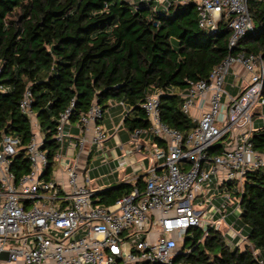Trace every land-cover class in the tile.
<instances>
[{
	"label": "built area",
	"instance_id": "obj_1",
	"mask_svg": "<svg viewBox=\"0 0 264 264\" xmlns=\"http://www.w3.org/2000/svg\"><path fill=\"white\" fill-rule=\"evenodd\" d=\"M152 1L168 6L172 0ZM192 1L201 29L215 30L228 19L230 50L253 29L248 0ZM234 64L243 66L247 80L230 95L224 77ZM263 79L260 56L240 51L230 52L207 80L190 81L180 97L182 111L196 126L186 135L160 118L159 92L148 94L141 107L149 125L130 137L138 149L142 134L162 142L146 151L150 166L142 186L133 185L109 205L97 202L89 171H78L72 161L82 152H102L107 139L96 98L74 121L73 102L58 114L53 139L59 146L49 174L48 151L25 88L18 106L30 123L29 141L0 134V264H182L173 258L187 229L195 226L204 236L218 231L230 246L246 244L247 236L236 227L239 193L246 172L264 166V152L253 149L250 140L255 109L264 106ZM0 90L6 88L0 85ZM195 108L201 110L198 117L191 113ZM217 144L220 152L211 153ZM56 167L61 171L54 172ZM229 208L237 213L231 222ZM253 254L264 264L257 250Z\"/></svg>",
	"mask_w": 264,
	"mask_h": 264
},
{
	"label": "trees",
	"instance_id": "obj_2",
	"mask_svg": "<svg viewBox=\"0 0 264 264\" xmlns=\"http://www.w3.org/2000/svg\"><path fill=\"white\" fill-rule=\"evenodd\" d=\"M248 12L253 29L230 50L228 19L215 30L201 29L192 0L168 6L152 0H0V85L6 88L0 90V134L29 141L30 123L18 106L27 88L49 174L59 146L53 139L56 118L70 102L74 121L93 98L103 109L108 100L118 101L127 108L123 125L132 132L148 127L141 102L158 91L160 118L186 135L196 126L180 97L190 81L207 80L230 52L258 54L264 66V0H248ZM252 133V148L264 152V122ZM220 149L217 144L209 151ZM143 176L97 191V202L109 205L133 185L142 186ZM243 183L238 227L247 231L246 244L230 246L214 229L204 236L199 227H189L174 263L258 264L253 250L264 257V166L246 172Z\"/></svg>",
	"mask_w": 264,
	"mask_h": 264
},
{
	"label": "crops",
	"instance_id": "obj_3",
	"mask_svg": "<svg viewBox=\"0 0 264 264\" xmlns=\"http://www.w3.org/2000/svg\"><path fill=\"white\" fill-rule=\"evenodd\" d=\"M228 72L231 73L233 82L227 93L236 95L246 84L247 73L243 66L238 64L231 66ZM201 103L203 101L199 100V104ZM207 105L205 103L203 109H207ZM126 112L127 108L122 103L113 100L107 102V107L103 109V115L100 119L102 128L107 132V139L103 142L102 152L92 149L89 153H80L79 157L72 160L78 171H89L90 185L95 191L109 188L111 185L120 182L129 181L133 183L139 176L144 175L145 178L147 175L150 160L146 151L154 144L153 138L147 134H142L138 149L130 137V132L123 125ZM200 112L201 110L198 108L191 110L194 117H198ZM110 121L112 125H110ZM116 128L117 131H115ZM59 171H61V167L54 172ZM97 172L103 173V177L95 178ZM100 180H105V182L99 183ZM227 215L233 221L237 213L229 208ZM236 227L239 229L238 225Z\"/></svg>",
	"mask_w": 264,
	"mask_h": 264
},
{
	"label": "rangeland",
	"instance_id": "obj_4",
	"mask_svg": "<svg viewBox=\"0 0 264 264\" xmlns=\"http://www.w3.org/2000/svg\"><path fill=\"white\" fill-rule=\"evenodd\" d=\"M179 1H181V2H185V1H188V0H179ZM232 82H233V77H232V75H231V73L230 72H227L226 74H225V77H224V89L227 91H229V89H230V86H231V84H232ZM253 116H254V130L255 129H258L259 128V126L260 125H263V116H264V106H260L259 108H258V110L253 114ZM110 125H112V122L110 121ZM39 132V131H38ZM42 134H43V131L41 130L40 131ZM76 132H77V130L75 129V130H73V135H75L76 134ZM73 159H75V158H73ZM54 173V172H53ZM103 173H101V172H97V175H95V178H102L103 176ZM93 178H94V176H93ZM92 178V179H93ZM103 182H105V180H100L99 181V183H103ZM228 216V215H227ZM226 216V217H227ZM226 220H227V222L229 221V222H231L232 221V219H230V217H227L226 218ZM242 234L245 236L246 234H247V231H246V229L245 230H242ZM181 243V242H180ZM180 243H179V245H180ZM239 247H241V245L239 246Z\"/></svg>",
	"mask_w": 264,
	"mask_h": 264
},
{
	"label": "water",
	"instance_id": "obj_5",
	"mask_svg": "<svg viewBox=\"0 0 264 264\" xmlns=\"http://www.w3.org/2000/svg\"><path fill=\"white\" fill-rule=\"evenodd\" d=\"M1 256H2V254H1Z\"/></svg>",
	"mask_w": 264,
	"mask_h": 264
}]
</instances>
